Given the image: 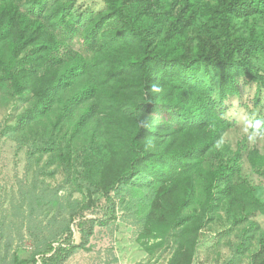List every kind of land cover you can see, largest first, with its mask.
Here are the masks:
<instances>
[{
	"label": "trees",
	"instance_id": "trees-1",
	"mask_svg": "<svg viewBox=\"0 0 264 264\" xmlns=\"http://www.w3.org/2000/svg\"><path fill=\"white\" fill-rule=\"evenodd\" d=\"M51 1L30 0L24 11L18 0H0V98L8 88L16 100H36L21 117L23 131L56 104L59 121L73 118L68 141L56 138V123L36 152L69 171L74 157L90 198L99 192L110 203L121 187L150 179L157 190L146 233L156 242L147 252L168 244V264H193L218 184L241 176V150L222 143L234 127L230 102L255 86L254 105L264 111V0H103L86 26L72 16L75 0ZM240 22L248 35L238 34ZM252 130L263 133L264 115ZM83 134L85 142L73 144ZM248 160L264 168L258 148ZM221 194L230 206L264 214L246 183ZM85 210L71 213L78 243L70 225L56 221L29 259L11 264H65L89 251L99 221ZM255 264H264V245Z\"/></svg>",
	"mask_w": 264,
	"mask_h": 264
},
{
	"label": "rangeland",
	"instance_id": "rangeland-1",
	"mask_svg": "<svg viewBox=\"0 0 264 264\" xmlns=\"http://www.w3.org/2000/svg\"><path fill=\"white\" fill-rule=\"evenodd\" d=\"M58 1L65 0H52L48 7ZM18 4L25 11L30 0H18ZM105 7L103 0H75L71 13L86 26ZM237 31L239 35H248L249 24L240 22ZM259 31H264V19ZM70 93L65 94L64 101ZM255 93V86L246 88L241 97L230 102L227 118L234 127L225 134L222 143L233 153L241 150V176L218 184L215 190L218 200L206 214L193 264H255L257 253L263 248L264 214L243 212L240 202L230 206L221 194L226 185L246 183L264 203V168L257 171L248 160L254 148L264 156V131L259 134L252 130L255 118L264 115L261 107L254 105ZM35 103L33 97L16 100L8 88L0 98V264H11L15 256L29 259L44 243L49 227L56 230L60 223L70 225L78 243L77 222L71 221V213H80L82 207H87L83 212L87 218L99 222L90 250L77 252L65 264H168L172 255L170 245L156 248L153 254L145 248V244L156 242L146 233V224L157 186L141 177L114 192L110 203L99 192L90 198L79 181L74 157L69 171L60 158H51L49 152H36L43 144L41 138L50 135L56 123V138L68 141L73 118L59 121L61 105L56 104L48 117L23 131L21 117ZM85 140L83 134L73 144L79 146ZM52 199L58 205H53Z\"/></svg>",
	"mask_w": 264,
	"mask_h": 264
}]
</instances>
